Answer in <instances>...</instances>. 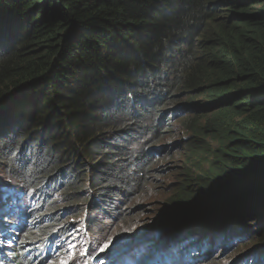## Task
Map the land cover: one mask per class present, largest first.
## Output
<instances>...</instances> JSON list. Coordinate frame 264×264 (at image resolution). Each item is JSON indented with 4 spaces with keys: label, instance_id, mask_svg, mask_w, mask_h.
<instances>
[{
    "label": "trees",
    "instance_id": "obj_1",
    "mask_svg": "<svg viewBox=\"0 0 264 264\" xmlns=\"http://www.w3.org/2000/svg\"><path fill=\"white\" fill-rule=\"evenodd\" d=\"M191 92L189 102L204 98L190 110L204 113L206 124L182 122L202 141L184 160L198 170L177 182L170 200L210 195L190 233L195 247L214 245L196 249L206 253L191 263L245 264L253 254L250 264H264V208L253 205L259 196L264 202V0H0V168L35 200L29 219L8 224L16 234L0 220L5 264H52L41 245L56 235L78 237L85 213L90 229L100 226L95 211L116 213L114 227L127 222V203L164 152L163 130L174 110L186 109L176 95ZM249 172L259 179L235 184L231 199L219 196L229 178L241 182ZM126 192L130 201L121 199ZM243 207L252 215L230 235L239 246L227 231L217 242L204 234L230 224L223 217ZM257 219L263 222L249 236ZM192 238L178 237L172 247L182 245L178 264H187L178 260ZM158 241L157 249L167 246ZM217 247L229 254L220 258ZM155 257L153 264L174 263L171 253ZM116 261L138 263L133 249Z\"/></svg>",
    "mask_w": 264,
    "mask_h": 264
},
{
    "label": "rangeland",
    "instance_id": "obj_2",
    "mask_svg": "<svg viewBox=\"0 0 264 264\" xmlns=\"http://www.w3.org/2000/svg\"><path fill=\"white\" fill-rule=\"evenodd\" d=\"M196 95L195 92L186 93L185 95H181L180 93L177 94L176 96H182V102L179 103L183 106H185V111H179L182 109V107H178L177 110H174L173 112V120H172V126L171 128H166L163 130V140L160 144L163 145V153L160 157L159 163L155 164L154 167L146 173V179L147 183L143 187V189L139 190L137 195L133 198L132 201H130V195L126 192L124 194V197L121 199H125L127 196L129 197L126 201H130L127 203L126 206V211H128L131 215L128 216V221L125 223H121L118 225V227H114V223H116L117 219H115L114 222L111 221V219L116 216V213H103L99 214L98 212H94L93 215H98V226L95 228V230L88 234V229L85 226L86 223V213L85 216L83 215L82 219L80 220V227L76 231V235L81 231L85 235V239L92 244V247L88 248L87 246H84V240L78 237H75L73 239L72 243L66 244V241L61 243V248L63 251L60 253V250L58 251L57 254H55L54 261L52 264H62V261H67V264H99L100 261L104 264H112L115 260V256H109L106 257L104 260H102V257L98 255L97 253L100 251V254L103 252L109 251L111 248L114 250H119L123 251L122 249L126 250L128 248H136L138 250L137 258L139 261H144V260H152V257H140L141 251L144 252H149V254L154 253L156 254V251H154L155 243H156V238L160 240L161 245H167L164 248H172L175 247L174 245L180 241L178 237L185 238L186 236L188 238H192V235L196 234V231L194 233H190L192 231V222H190L187 225H182V227L178 225L171 226L168 223H171L167 219V212L168 209H172L173 205H176V203H173L170 199L173 198L172 195L175 193L178 189V184L180 179H185L187 176V172L192 171L194 173L197 166L195 164L191 165L188 161L184 160V156L188 155L189 153V148L190 146H195L194 143H201L199 135L197 136H192V131L191 130H186L182 126V122L188 117L195 118L199 120L202 124H206V117H203L202 114H195V111H191L190 107H194L198 103H202L204 98L200 96H196L195 102H189L187 101L186 97H191ZM197 101V102H196ZM207 104L209 103L206 102ZM172 108H167L163 111H168L171 110ZM174 109V108H173ZM203 137V141L206 142L209 146H213L214 142L210 141L206 136H201ZM194 145H193V144ZM183 161V164L181 163ZM199 166H202L203 161L199 160L197 162ZM148 167V166H147ZM186 168V172L182 168ZM195 167V168H194ZM178 168H181L179 170ZM255 173V172H254ZM251 174V172L247 173V175L242 179L241 182H236L237 186L242 187H248L251 183L255 182L256 179L258 178V174L254 175ZM189 176V175H188ZM10 179L7 177L2 169L0 168V180H7ZM239 188V187H238ZM204 193L199 197L200 200L205 199L204 198ZM1 197V196H0ZM184 201L177 202L178 203H183ZM185 204V203H184ZM32 205L31 200L28 204V206L22 208L23 215H25V212L30 206ZM121 205V204H120ZM186 205V204H185ZM123 206V205H121ZM125 206V205H124ZM135 209V210H134ZM167 209V210H166ZM136 211V212H130V211ZM251 216L250 211L246 210V207L243 208H237L234 211H228L227 215L223 217L225 219L224 221L230 222V224H226L223 227L224 228H219L215 229V231H211V233L207 232L204 234H210L215 237L216 242L220 240V237H222V234L224 231H227L228 233V240L230 241V244L233 246H239V242H235V240L231 241L230 240V235L234 234L236 235V226H234L235 222H239L246 218L247 216ZM12 217H15L18 222H20L22 218H19L16 209L12 208ZM162 216V218H161ZM213 217V215L209 216ZM256 217V216H255ZM79 218V216L77 217ZM81 218V217H80ZM216 220L212 222L213 224H216V226L221 227L218 222L219 220ZM263 219V217H261ZM252 220V218H251ZM9 221V220H8ZM222 221V222H224ZM262 220H256L252 222L251 227L248 229L251 233H248L249 236L254 234V230H258V227L262 224ZM167 223V224H166ZM221 223V222H220ZM84 225V226H83ZM113 225V227H111ZM180 228V230H171V227ZM187 227V228H185ZM185 228V229H184ZM84 229V230H83ZM100 230L101 232H98ZM107 231L108 236L109 233L110 238L106 237L105 234L102 233V231ZM75 235V236H76ZM185 235V236H184ZM203 235H197V238H199L197 241L198 242H203L202 240ZM148 238L147 241V246H144L145 243V238ZM209 239V238H208ZM111 241L109 244V247L105 249L104 251H101V248L103 246ZM195 241L196 239L192 238L193 245L187 250L188 248H185L183 246V252L182 254L188 257V261H184L187 264H191V260L194 256L199 257L200 259L204 257L203 251L196 252V249L200 248L201 250H206V248H213L214 245L210 242L207 241V246L202 247V245L196 246L195 247ZM148 242H150L148 244ZM168 244L169 247H168ZM70 245H74L75 247H70ZM120 246V247H118ZM182 245H180L176 250H179V248ZM220 246V245H219ZM164 248H161L157 251H160ZM219 247L215 248V251L218 250ZM219 257L223 258L225 254H229L227 252L221 253L220 250ZM193 253V254H190ZM126 254H124L125 256ZM253 254L251 257L248 259L249 262L252 261ZM112 259V261H110ZM107 260V262L105 261ZM138 261V262H139ZM225 261V259L223 260ZM183 263V262H182ZM221 264V262H220ZM222 264H229V263H224Z\"/></svg>",
    "mask_w": 264,
    "mask_h": 264
},
{
    "label": "water",
    "instance_id": "obj_3",
    "mask_svg": "<svg viewBox=\"0 0 264 264\" xmlns=\"http://www.w3.org/2000/svg\"><path fill=\"white\" fill-rule=\"evenodd\" d=\"M237 179L238 177L235 175L229 178L230 181L223 185V187L221 188L222 193L219 194V196L228 199L233 198L235 193L234 188ZM203 196L205 199L200 200V198H195L194 202L189 201V203L186 205H184V203L188 202V200L184 203H176V205H173L171 209L172 213H166L169 221H171L172 223L178 222L180 224H186L188 222H191L192 217H195L198 214L197 212L203 209L206 202L210 200V195L204 194ZM253 205L256 209L264 208V202L262 199H260V196L254 201Z\"/></svg>",
    "mask_w": 264,
    "mask_h": 264
},
{
    "label": "bare ground",
    "instance_id": "obj_4",
    "mask_svg": "<svg viewBox=\"0 0 264 264\" xmlns=\"http://www.w3.org/2000/svg\"><path fill=\"white\" fill-rule=\"evenodd\" d=\"M33 195L30 197V199L29 200H31V203H32V205H34L35 204V200H33ZM197 198H199V197H197ZM194 200H195V198L193 199V200H191L190 202H194ZM184 202H186V201H184ZM183 202V203H184ZM189 203V201L188 202H186L185 204H188ZM184 204V205H185ZM32 205L30 206V208H28L27 210H26V212H25V215L28 217V219L30 218L29 217V211H30V209L31 208H33L32 207ZM167 210V209H166ZM168 211L170 212V213H172V211H171V209H168ZM168 214V213H167ZM167 219H168V217H167ZM169 220V219H168ZM173 220V219H172ZM171 222V221H170ZM190 222H188V223H186V224H178V222H176V223H168V224H170V225H180V227H182V225H187V224H189ZM167 224V223H166ZM84 226V225H83ZM5 227H7L11 232H13V233H17L18 232V230H16V231H13L12 229H14V227H12V228H10L9 226H8V224H6L5 225ZM185 228H187V227H185ZM184 228V229H185ZM15 230V229H14ZM84 230V229H83ZM60 241L57 239L56 240V243H59ZM41 248V247H40ZM164 248V247H163ZM161 249V248H160ZM173 248H164V249H162V250H160V251H157V250H159V249H157L156 248V251L161 255V258L162 257H165V258H168V256L170 255V253H171V260H173L174 261V263L173 264H178L177 263V258H176V256H175V254L178 252V250H173V251H171ZM155 255L156 254H154V253H151V254H149V257H152V260H151V262L149 263V264H152L153 262H158V259L159 258H157V257H155ZM188 259V257L187 256H185V255H183L182 254V258L180 259V260H178L179 262H184V261H187L188 263H189V261L187 260ZM9 261V256H8V254H7V247H6V245H4L3 244V242H1L0 241V264H5L6 262H8Z\"/></svg>",
    "mask_w": 264,
    "mask_h": 264
},
{
    "label": "snow or ice",
    "instance_id": "obj_5",
    "mask_svg": "<svg viewBox=\"0 0 264 264\" xmlns=\"http://www.w3.org/2000/svg\"><path fill=\"white\" fill-rule=\"evenodd\" d=\"M111 243V241H109L108 243H106L103 248H101V251H104L105 249H107L109 247V244ZM70 247H75L74 245H70ZM62 264H67V261H62Z\"/></svg>",
    "mask_w": 264,
    "mask_h": 264
},
{
    "label": "clouds",
    "instance_id": "obj_6",
    "mask_svg": "<svg viewBox=\"0 0 264 264\" xmlns=\"http://www.w3.org/2000/svg\"><path fill=\"white\" fill-rule=\"evenodd\" d=\"M147 240H148V238L146 237L145 238V243H144V245H147ZM159 243H160V241H158ZM143 258H145V255L143 254ZM247 263H249L250 264V262L249 261H246V263L245 264H247ZM192 264V263H191ZM244 264V263H243Z\"/></svg>",
    "mask_w": 264,
    "mask_h": 264
}]
</instances>
